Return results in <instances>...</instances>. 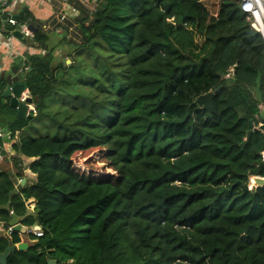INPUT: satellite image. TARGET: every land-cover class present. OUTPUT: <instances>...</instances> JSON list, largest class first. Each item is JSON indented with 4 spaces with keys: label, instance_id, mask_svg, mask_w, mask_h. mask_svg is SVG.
<instances>
[{
    "label": "trees",
    "instance_id": "16d2710c",
    "mask_svg": "<svg viewBox=\"0 0 264 264\" xmlns=\"http://www.w3.org/2000/svg\"><path fill=\"white\" fill-rule=\"evenodd\" d=\"M241 1L212 12L203 0L76 4L81 43L61 29L51 47L20 8L39 47L0 73V131L32 159L35 182L15 192L0 173V223L13 214L42 236L6 264H264V186L248 190L264 178V135L241 146L248 123H264V42ZM8 78L36 99L35 117L17 118L2 97ZM207 93L210 115L196 103ZM41 121L38 137L26 133ZM19 243L11 232L0 253Z\"/></svg>",
    "mask_w": 264,
    "mask_h": 264
},
{
    "label": "built area",
    "instance_id": "2783aa9c",
    "mask_svg": "<svg viewBox=\"0 0 264 264\" xmlns=\"http://www.w3.org/2000/svg\"><path fill=\"white\" fill-rule=\"evenodd\" d=\"M27 0H0V45L6 44L3 39L10 40L11 38L14 39L13 33L18 32L22 36V40L24 41H33V33L29 30L27 24H17L18 21V11L16 10V5L21 3H26ZM59 4V10L57 14L56 21L57 23L63 24L67 20H75L80 16V9L76 6L78 4L81 7H86L88 4L96 5L97 0H57ZM241 11L246 15V20L249 23V27L259 34L261 39L264 42V0H242L240 4ZM7 15L6 20H2V16ZM9 25L14 30L7 31L5 26ZM45 28V27H43ZM16 39V38H15ZM18 40V39H17ZM22 42V41H21ZM25 45V44H24ZM26 46V45H25ZM27 47V46H26ZM29 48V47H27ZM32 51L34 48H30ZM28 53V52H27ZM233 77V69H230L227 74H225L224 79H229ZM22 84V83H19ZM28 98H32L27 89L21 93V95L17 98L18 103H23L28 106L27 115L31 117L36 116V110L34 104H27L26 100ZM259 114L264 115V104L258 106ZM264 123L259 122L257 126H253L254 129H259ZM262 135L264 132L259 131ZM6 138L8 141L11 140V136L9 134H5L0 131V139ZM9 142V141H8ZM11 144V142H9ZM11 150V145L9 146ZM1 159V154H0ZM261 162H264V152L260 153ZM257 179L264 178L258 176H252L249 178L248 182V190H254L257 187L256 181ZM12 232L11 228L7 229L6 235H10ZM30 235L34 236L35 238L41 237L42 232L41 230H28L26 236L29 237Z\"/></svg>",
    "mask_w": 264,
    "mask_h": 264
},
{
    "label": "crops",
    "instance_id": "0c3cea01",
    "mask_svg": "<svg viewBox=\"0 0 264 264\" xmlns=\"http://www.w3.org/2000/svg\"><path fill=\"white\" fill-rule=\"evenodd\" d=\"M22 7H25L30 12L32 17L42 24L41 26H44L46 23L48 24L50 21H55L59 10L57 0H27L26 3L17 4L16 10L19 11ZM88 9L90 11L91 7L87 8V10ZM47 28H49V26H47ZM43 31L48 32L46 30ZM60 32L61 28L59 27L58 31L52 30L48 33L50 34V37L53 38L55 34L59 35ZM2 41L7 44L6 47L3 44L0 45V73L9 70L13 58L21 57L27 52L29 54H33V51L30 48H27L20 40L14 38L9 41L6 39H3ZM56 55H58V51H56ZM10 145L11 144L6 140V138L0 139V173L4 172L10 177L12 183L14 184L15 192H17L19 191L18 185L21 187L32 185L35 181V175L27 169V166L32 159H26L20 155H16L12 148L10 150ZM13 158L20 159L22 161V168H24L22 174H19V170L14 167L12 162ZM25 205L30 212H33L35 201L30 199L28 200V203H25ZM0 230L4 232V226L0 227ZM22 239L23 238L21 237L20 243H23Z\"/></svg>",
    "mask_w": 264,
    "mask_h": 264
},
{
    "label": "water",
    "instance_id": "95a60500",
    "mask_svg": "<svg viewBox=\"0 0 264 264\" xmlns=\"http://www.w3.org/2000/svg\"><path fill=\"white\" fill-rule=\"evenodd\" d=\"M29 30L31 32L36 31L35 28H33V27H29ZM13 37L22 41V43H24L29 48L37 49L39 47V45L34 41L22 40V36L18 32L13 33ZM235 70H236V68H234V72H235ZM25 89H26V87L24 84H16L13 87H11L10 85H7L4 92H3V95H2L4 98H8L9 106L16 111V116L19 119H31L32 118L31 116L27 115L28 106L26 104L17 102V98L21 95L22 92L25 91ZM212 97H213L212 93H207L205 95L199 96L196 100V103L198 105H200L202 107V109L204 111H206L209 115L213 111ZM26 102H27V104H35L36 99L28 98L26 100ZM253 126L254 125L252 122L248 123V131L246 134V140L241 145L242 147L246 144L247 140L251 137V135L253 133H256L258 131L264 132V124L262 126H260L259 129H254ZM256 184L258 186H264V180L257 179ZM2 226H3V224L0 223V227H2ZM7 226L9 228H11V230L13 232L18 233L19 236H25L27 234L28 230H30V229L31 230H40L39 226H37L36 224H34L32 227H26V226L21 225L19 223L18 217L13 215V214L11 215V220ZM3 237H5V233L2 230H0V238H3ZM26 249H27L26 243H19L17 245L9 244L7 246V248H5L2 253H0V264H6L10 254H13L15 251L20 252V251H24ZM47 264H55V262L48 260Z\"/></svg>",
    "mask_w": 264,
    "mask_h": 264
},
{
    "label": "rangeland",
    "instance_id": "374dc122",
    "mask_svg": "<svg viewBox=\"0 0 264 264\" xmlns=\"http://www.w3.org/2000/svg\"><path fill=\"white\" fill-rule=\"evenodd\" d=\"M204 4L207 6V8L209 9L210 12H212L213 10V6L216 5L218 3V0H203ZM96 5L94 4H88L87 7H91L90 11H93L94 8H95ZM93 7V8H92ZM86 9V8H85ZM89 11V9L87 10ZM76 20H67L65 23L63 24H60V23H57L56 19L55 21H50L48 22V24L46 23L44 26H46L45 28H43V30H46L48 32L50 31H58L59 30V27L64 31L66 30L67 31V34L70 36L71 39L75 40L77 43H81V36L79 34V32L77 31L76 29ZM47 26H49V28H47ZM43 27V26H42ZM61 35V33H60ZM60 36L55 34V36L52 38L50 37V40H49V43H50V47L55 44L57 41H59V38ZM12 40V38H11ZM58 61L56 63H60L59 62V59H57ZM73 60L72 58H67L66 60H64V62L60 63L62 68H65L67 66H69L70 64H72ZM6 72V71H5ZM18 81V78H15V79H11V78H8L7 79V85H10L11 87H13L14 85L16 84H19L18 82L16 83H13V81ZM6 85V86H7ZM3 95V94H2ZM3 97V96H2ZM4 99H8V98H4ZM258 117H261L262 119H264V115L263 114H259ZM255 119V122L257 121L258 118H254ZM45 122L44 121H41L39 123H31L32 127L31 128H28L26 129V133H30V135L33 137V138H36L38 137L41 132L44 130L45 128ZM5 142V141H4ZM32 162V161H30ZM35 182V181H34ZM28 203V201L26 202ZM35 207V206H34ZM22 242L23 243H26V244H30V240L26 237V236H23L22 237Z\"/></svg>",
    "mask_w": 264,
    "mask_h": 264
},
{
    "label": "clouds",
    "instance_id": "9594fccd",
    "mask_svg": "<svg viewBox=\"0 0 264 264\" xmlns=\"http://www.w3.org/2000/svg\"><path fill=\"white\" fill-rule=\"evenodd\" d=\"M83 8H86V9H87L88 7L86 6V7H83ZM78 18H79V17H78ZM78 18H77V19H78ZM29 27H30V26H28V28H29ZM43 27H45V26H43ZM43 27H42V28H43ZM32 33H34V32H32ZM33 41H34V40H33ZM34 49H35V48H34ZM7 227H8V226H7ZM8 228H9V227H8ZM8 228H7V229H8ZM7 229H5V231H4L6 237L9 236V235H6V233H7ZM12 232H13V231H12ZM25 236H26V235H25ZM21 237H23V236H20V238H21ZM26 237H27V236H26ZM27 238H28V237H27ZM16 245H17V244H16Z\"/></svg>",
    "mask_w": 264,
    "mask_h": 264
}]
</instances>
